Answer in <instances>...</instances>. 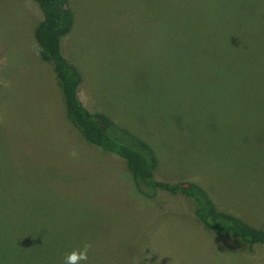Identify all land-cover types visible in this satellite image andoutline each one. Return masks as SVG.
I'll use <instances>...</instances> for the list:
<instances>
[{
  "label": "rangeland",
  "instance_id": "obj_1",
  "mask_svg": "<svg viewBox=\"0 0 264 264\" xmlns=\"http://www.w3.org/2000/svg\"><path fill=\"white\" fill-rule=\"evenodd\" d=\"M181 1L69 0L62 53L84 106L154 148L158 181L195 183L219 211L264 229V0L219 7L261 18L260 49H174ZM189 2L182 19L202 6ZM42 20L33 0H0V238L40 246L27 264H63L86 240L87 264H264V246L210 233L192 199L148 197L122 158L82 137L41 59Z\"/></svg>",
  "mask_w": 264,
  "mask_h": 264
},
{
  "label": "trees",
  "instance_id": "obj_2",
  "mask_svg": "<svg viewBox=\"0 0 264 264\" xmlns=\"http://www.w3.org/2000/svg\"><path fill=\"white\" fill-rule=\"evenodd\" d=\"M33 1L43 14V20L35 31L41 59L53 66L68 119L82 137L104 152L122 158L127 163L135 183L148 197H154L158 192L164 191L173 196L182 195L192 199L196 202V217L210 233L218 237L240 240L248 246L250 252L257 244L264 246V229L254 228L238 217L219 211L197 184L158 181L155 177L158 156L154 148L129 130L118 126L105 114L91 113L84 106L79 97L81 73L62 53L63 38L71 32L75 23L69 0ZM193 1L201 3L202 6H199L198 14L189 19H182L189 11L185 9L190 3L189 0H182L179 7L176 4L173 25L174 49H196V45L200 46V49H260L262 42L259 37L255 38L254 34L257 33L254 31L261 18L255 16V21L250 15L244 16L238 8L236 18L233 15L225 16L219 9L220 7L224 10L227 6L220 4L222 0ZM261 12L264 20V2L261 4ZM25 237L26 234H22L17 240L20 242ZM1 240L2 238L0 264H7L8 261L27 264L31 259L27 253L40 247L24 243L9 246ZM15 250L20 251L16 253Z\"/></svg>",
  "mask_w": 264,
  "mask_h": 264
},
{
  "label": "clouds",
  "instance_id": "obj_3",
  "mask_svg": "<svg viewBox=\"0 0 264 264\" xmlns=\"http://www.w3.org/2000/svg\"><path fill=\"white\" fill-rule=\"evenodd\" d=\"M73 157L76 153H71ZM93 249V244L90 241H84L82 245L67 254L64 258L63 264H87L89 259V252Z\"/></svg>",
  "mask_w": 264,
  "mask_h": 264
}]
</instances>
